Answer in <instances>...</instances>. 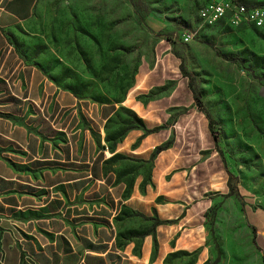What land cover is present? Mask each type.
I'll return each instance as SVG.
<instances>
[{
	"label": "crops",
	"instance_id": "crops-1",
	"mask_svg": "<svg viewBox=\"0 0 264 264\" xmlns=\"http://www.w3.org/2000/svg\"><path fill=\"white\" fill-rule=\"evenodd\" d=\"M34 10L0 0V263L202 264L227 174L179 58L159 40L131 98L85 101L49 75ZM121 107L142 126L114 139Z\"/></svg>",
	"mask_w": 264,
	"mask_h": 264
},
{
	"label": "rangeland",
	"instance_id": "rangeland-1",
	"mask_svg": "<svg viewBox=\"0 0 264 264\" xmlns=\"http://www.w3.org/2000/svg\"><path fill=\"white\" fill-rule=\"evenodd\" d=\"M204 1L35 0L33 37L55 83L85 101L111 105L131 98L139 65L153 57L159 40L166 41L194 77L236 193L225 194L210 217L216 249L210 237L202 264L216 255L215 264H264V25L221 21L183 41L184 31L198 25ZM159 20L163 28L156 31ZM120 119L129 126L132 111L120 109L112 122ZM194 260L175 257L177 264Z\"/></svg>",
	"mask_w": 264,
	"mask_h": 264
},
{
	"label": "built area",
	"instance_id": "built-area-1",
	"mask_svg": "<svg viewBox=\"0 0 264 264\" xmlns=\"http://www.w3.org/2000/svg\"><path fill=\"white\" fill-rule=\"evenodd\" d=\"M198 25L183 33V41L195 37L202 26L221 21L233 25L248 24L259 28L264 25V0H205L197 10ZM264 263V251L261 253Z\"/></svg>",
	"mask_w": 264,
	"mask_h": 264
},
{
	"label": "trees",
	"instance_id": "trees-1",
	"mask_svg": "<svg viewBox=\"0 0 264 264\" xmlns=\"http://www.w3.org/2000/svg\"><path fill=\"white\" fill-rule=\"evenodd\" d=\"M135 5H137L138 7H140V6H142L141 5V3H140V1H135V3H134ZM256 28V27H255ZM172 50V49H171ZM173 52H174V50H172ZM174 54H175V52H174ZM176 55V54H175ZM178 58H179V60H180V62H179V71L181 72V74L182 75H184V76H186L187 77V83H188V86H189V88H190V90H191V92H192V95H193V99H194V102H195V104L197 105V107L204 113V115L206 116V118H207V120H208V125H209V128H210V133H211V135H212V137L214 138L215 137V135L217 134V129H214L213 127H212V118H211V116L209 115V113L204 109V107H203V104H202V100H201V97H200V93H199V91L197 90V88H196V86H195V84H194V77H193V75L190 73V72H188L187 70H186V67H185V65H184V62H183V59L182 58H180L178 55H176ZM70 90V89H69ZM72 91V90H71ZM75 93V92H74ZM75 94H77V93H75ZM78 95V94H77ZM120 109L121 110H124V111H126L127 110V108H123V107H121V108H119L118 110H117V112H116V114H115V117H116V115L117 114H119V111H120ZM132 115H133V120H134V122L133 123H130L129 124V126H128V124H127V121L126 120H119V124H125V127L126 128H130V127H132V126H142V124H141V120L140 119H138L135 115H134V113L132 112ZM154 129V128H153ZM123 132V128H122V130H120V129H117V130H115L114 132H113V136H112V138H117L121 133ZM159 147H157V148H155V150H157ZM231 178H232V174L231 173H227V180H226V183H227V188H228V192H227V196L228 195H231V194H236V193H234V186H232V184L230 183V181H231ZM225 197V196H224ZM214 214V210H213V213H212V215ZM155 222H158V220H155ZM210 224H212V218H211V220H210ZM210 229H209V232H210V237L212 238V242H213V245H214V248L216 249V243L214 242V239H213V237H212V230H211V226L209 227ZM182 256V255H181ZM191 256H193V255H191ZM217 260H218V256L216 255L215 257H214V259L212 260V262H211V264H215L216 262H217ZM205 262V261H204ZM1 264V263H0ZM191 264V263H190Z\"/></svg>",
	"mask_w": 264,
	"mask_h": 264
}]
</instances>
